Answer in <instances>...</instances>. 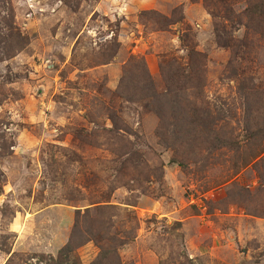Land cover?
<instances>
[{"label": "rangeland", "instance_id": "obj_1", "mask_svg": "<svg viewBox=\"0 0 264 264\" xmlns=\"http://www.w3.org/2000/svg\"><path fill=\"white\" fill-rule=\"evenodd\" d=\"M255 2L0 0V264H264Z\"/></svg>", "mask_w": 264, "mask_h": 264}, {"label": "trees", "instance_id": "obj_2", "mask_svg": "<svg viewBox=\"0 0 264 264\" xmlns=\"http://www.w3.org/2000/svg\"><path fill=\"white\" fill-rule=\"evenodd\" d=\"M247 16H248L251 24L255 25V27H252L253 30H257V31L260 30V20L264 17V0H258V2H255L254 4H252L247 9ZM260 32H262V30H260L259 33ZM263 131H264L263 129H258V133L256 135H263L264 136ZM78 221H79V219H77V223H78ZM73 245H75L74 236H73V238H71V242L65 248V252L66 253L73 252Z\"/></svg>", "mask_w": 264, "mask_h": 264}]
</instances>
